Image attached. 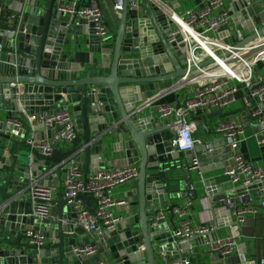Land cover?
Instances as JSON below:
<instances>
[{"label":"water","instance_id":"1","mask_svg":"<svg viewBox=\"0 0 264 264\" xmlns=\"http://www.w3.org/2000/svg\"><path fill=\"white\" fill-rule=\"evenodd\" d=\"M178 1L183 0H121V7L114 10L118 19L115 29L102 13L109 36L101 39L89 32L85 21L75 25L73 18L56 10L55 0H48L46 6L41 0H0V14L3 10L13 12L18 29L15 38L0 34V264H97L101 255H108L113 264H161L157 259L160 250L170 258L178 256L179 250L186 255L185 249L199 242L198 237L175 240L170 226L163 223L149 225L154 212L149 208L154 205L169 202L168 210L172 211L180 206L172 198H195V190L183 195H172L166 190L175 164L187 168L183 157L191 154L173 147L172 115L166 123L142 114L154 98L176 90L182 77L212 61L208 58L187 68L183 45L168 42L167 33L173 24L170 13L179 7ZM227 1L232 24L243 30L244 38L236 43L231 26L224 25L217 33L221 42L242 45L264 36V0ZM111 2L114 4L115 0ZM67 34L88 36L89 65L69 61L62 55ZM63 103L70 106L77 134L69 150L60 151L56 142L51 155L41 156L28 140H47L60 127L44 123L16 127L11 121L49 112L51 107ZM174 104L176 109L184 105L178 101ZM239 111L259 119L247 106ZM212 116L221 121L236 120L222 119L227 116L222 108L206 115L190 113L191 120L201 123L204 129L206 119ZM241 121L239 117L238 122ZM219 153L213 151L198 158L202 176L218 166L203 169L207 160H232L230 149L221 152L223 159ZM108 162L115 168L138 165L137 175L127 181L124 204L117 207L127 213L137 210V214L126 213L113 230L97 235L100 254L76 256L72 246L89 244V236L79 243L75 204L82 203L93 213V195L83 192L65 198L59 188L52 201L58 206L57 212L38 221L32 215L31 201L20 199V191L32 178L57 187L72 164H78L86 174L104 169ZM201 182L209 195L216 192L211 187L214 178H203ZM259 186L264 188V182L239 186L236 197L255 194ZM135 223L139 230L130 228ZM27 231L41 232L44 242H28ZM138 245L143 246V251L138 250ZM244 246H236L242 262ZM234 247L226 255L216 253V257L229 260Z\"/></svg>","mask_w":264,"mask_h":264},{"label":"built area","instance_id":"2","mask_svg":"<svg viewBox=\"0 0 264 264\" xmlns=\"http://www.w3.org/2000/svg\"><path fill=\"white\" fill-rule=\"evenodd\" d=\"M102 1L68 0L66 4H60L58 10L67 14L69 19L73 18L75 25H79L81 20L85 21L89 32L104 39L108 37V33L102 19ZM120 2L121 0H115L114 10L121 7ZM202 3V7L198 10L187 8L181 13L171 11L170 20L173 24L167 33L169 43L175 42L177 45H183L187 68L197 66L208 58L212 60L186 74L177 82L176 90L192 85L191 96L182 107L176 109L171 104L158 106L157 110L160 115L173 116L175 135L172 144L176 151L181 152L191 151L198 142L193 136L195 122L190 119V113L197 115L212 107L229 106L236 98L238 84H243L257 99L251 111L253 115L259 116L260 122H264V82L261 79H254L253 70V66L264 59V36L237 45L236 43L244 38V32L233 26L225 0H203ZM8 18L14 20V15H10ZM224 25L231 26V33L234 34L236 43L221 42L217 33ZM17 31V26L15 28L5 27L0 34L8 38H15ZM23 121L25 126L44 123L48 127H60L47 140H28L27 143L31 148L41 156L51 155L53 143L71 142L77 134L73 116L67 106H62L52 112L29 115ZM11 123L16 127L23 125L20 119H13ZM215 131L228 140V146L233 152L232 166L224 169V174L229 177L231 183L242 187L263 183L264 169L245 161L239 151V144L244 132L243 126L237 120L219 121L215 126ZM190 168H199L197 156L191 157ZM136 175L137 168L132 164L98 171L92 170L86 174L78 164H72L67 169L63 186L60 188L62 195L69 198L78 193H91L95 202L93 213L82 207L77 210L76 224L78 227L92 235L113 230L116 224L124 218V215L114 212V208L123 205L124 200L114 197L113 189ZM238 186H233L231 191L234 192ZM55 192V187L43 185L39 181L29 183L28 194L32 204V215L36 220L41 221L43 218L49 217L50 204L54 199ZM258 197V206L244 203L243 196L229 195L223 196L219 200L228 206L231 212V224L239 225L247 214H254L258 207L264 206V188L261 186L258 187ZM234 198H236L235 201H233ZM172 210L180 218L178 225L172 229V236L177 241L208 235L225 225L224 222H222L223 225L213 222L209 225L195 227L190 224L189 220L183 218L185 215L183 207L176 206ZM159 223L169 227L166 222L165 209L154 211L149 220L150 226ZM26 238L28 242L34 244L44 242V236L39 231H27ZM233 246H235V237L228 235L222 238L216 237L209 243V250L213 253L226 255L231 252ZM138 250L143 251V246L138 245ZM72 252L76 256H93L97 253V248L92 244H75L72 246ZM158 255L161 264H196L192 262L190 256L182 255L180 251L178 256L171 258L166 256L164 250H160ZM97 264L103 263L101 261ZM259 264H264V257L259 259Z\"/></svg>","mask_w":264,"mask_h":264},{"label":"crops","instance_id":"3","mask_svg":"<svg viewBox=\"0 0 264 264\" xmlns=\"http://www.w3.org/2000/svg\"><path fill=\"white\" fill-rule=\"evenodd\" d=\"M177 1V0H176ZM203 0H183L178 1L179 7L175 9L176 12L181 13L184 9L190 8L193 10H198L202 7ZM43 6L48 4V0H41ZM68 0H55L54 8L58 10V6L60 4H66ZM226 6L229 9V2L225 0ZM102 13L109 23L112 29H115L118 25V19L115 17V11L113 7V3L111 0H103L101 3ZM6 11L3 10L0 14V24L1 29L3 27H10L14 24L15 20H11L10 18H6L5 21H1V15ZM11 12V11H10ZM14 14V13H13ZM12 15V14H10ZM9 15V16H10ZM102 15L103 23L104 17ZM16 23V22H15ZM4 25V26H3ZM17 26V24H16ZM106 27V26H105ZM237 27V26H234ZM240 28V27H237ZM107 29V27H106ZM241 29V28H240ZM108 36L109 32L107 30ZM67 57L69 61L78 62L80 64L89 65V42L88 36L85 34H67L66 39L64 40L62 55ZM254 79H261L264 82V59L258 61L254 66ZM83 75V74H81ZM238 90L236 93V98L234 102H232L229 106L223 107L222 111L227 114V116L222 119H231L235 118L238 121V118L241 117V125L243 126V137L239 144V151L245 161L251 163L253 166L260 167L264 169V122H260L259 119L254 120L239 110L244 106L252 109L255 106L257 99L251 95V91L246 88L243 84H238ZM192 85H187L185 87L179 88L177 90L168 91L165 94L161 95L158 98H154L151 103L147 104V107L142 111L143 116H156L158 120H163L166 123L168 122V118L170 115L162 116L158 112V106L164 104H171L175 106V101H178L179 104L183 105L185 101L191 96ZM62 106L69 105L63 103L58 106L51 107L49 112L55 111ZM264 108V105H263ZM217 107H212L205 112L198 113V115H206L211 113L212 111H217ZM4 115V113H2ZM253 115V114H252ZM28 117V116H26ZM173 117V116H172ZM238 117V118H237ZM26 118H21L20 120H25ZM191 119V118H190ZM174 121V118H173ZM221 121L218 116H212L206 119V128L204 129L201 123H196L195 121V129L193 131V136L198 140L194 148L191 150V154L184 155L183 160L187 163V168L182 167L180 164H175V169L171 174L172 180L167 184V191H169L172 195L180 194L183 195L185 192L188 194H192L193 190H195V198L192 197H179L178 199H171V201H176L179 203L181 207L185 209L184 219L189 220L190 224L193 226H201V225H209L213 222H219L224 224L222 227L217 228L213 233L206 234L198 237L199 242H195L194 245H191L185 249V252L188 256H190L192 262L196 264H259V259L264 257V209L258 207L256 213H250L245 216V219L239 225L231 224V212L224 203H221L219 198L223 196L232 195L236 197L235 191H231L234 185L231 183L228 176L224 174V169L232 166L233 160H230L228 157L223 159L221 152L223 150L229 151L228 141L224 140L225 137L215 131L216 124ZM174 123V122H173ZM23 127L25 125H22ZM209 130V132H208ZM45 133V131L43 132ZM31 135V134H30ZM29 135V136H30ZM207 145V143H209ZM206 144V145H205ZM204 146L207 147L204 149ZM20 148V146H19ZM71 148V142L61 141L58 143V149L60 151H66ZM220 152V159H223L221 162H213V160L209 159L206 161V165L203 166V169L208 170L209 167L213 165L216 166L217 169L212 170L204 174L202 176L198 169L190 168V160L192 156H197L198 158L201 155L209 152ZM137 168L138 173V165L132 164ZM220 165L222 167H220ZM228 165V166H227ZM105 168H115L111 162H108ZM92 171V170H90ZM88 171V173L90 172ZM189 177V179H188ZM214 178V182L211 184L212 188L216 189V192L209 195L201 180L203 178ZM39 178H32L31 181H38ZM64 176L61 177L58 181V186L56 188V192L54 194V199H56L59 188L63 186ZM220 186V188H218ZM249 186V185H248ZM239 187V186H238ZM242 187V186H240ZM129 188V182H125L121 185L116 186L113 189L114 197L123 198V193L126 189ZM22 196L20 199L25 201L30 200L28 194V185L23 186L20 191ZM243 196V195H242ZM245 196V195H244ZM243 196V197H244ZM238 201V200H237ZM244 203H248L251 205H259V197L258 192L255 194H248L243 198ZM95 202L90 201V206L94 207ZM169 202H162L157 205H154L152 208H149V211H156L159 209H165L166 212V222L170 226L172 230L174 226H177L180 218L179 216L172 211L168 210ZM85 208L82 203L77 202L75 204V209ZM151 209V210H150ZM58 210V206L51 202L50 204V214L49 217L55 215ZM115 213H119L122 215H126L127 211H120L117 207L114 208ZM127 214L135 215L137 214V210H133L128 212ZM173 215V217H172ZM231 224V225H230ZM131 229L139 230L138 223L133 224ZM78 231V241L82 242V238L85 236H89V244L94 245L97 248V253L100 254L99 248L97 246V235L88 234L82 231L79 227L76 229ZM233 235L235 237V247L234 254L231 255L229 260L224 261L216 257V253H213L209 250V243L213 241L216 237L222 238L225 236ZM197 238V237H196ZM26 241V239L24 240ZM244 244L245 253H244V261H239L238 253H237V245ZM178 249V248H177ZM181 252V250H179ZM158 257V256H157ZM103 264H113L110 261V257L108 255H101ZM70 264V263H67Z\"/></svg>","mask_w":264,"mask_h":264},{"label":"trees","instance_id":"4","mask_svg":"<svg viewBox=\"0 0 264 264\" xmlns=\"http://www.w3.org/2000/svg\"><path fill=\"white\" fill-rule=\"evenodd\" d=\"M10 14H13V12H10V11H6L5 13H3L2 15H1V21H5L6 20V18L10 15ZM1 25V24H0ZM4 26V25H3ZM6 27V26H5ZM5 27H3V28H5ZM11 28H15L16 27V23L14 22V24L12 25V26H10ZM21 123L24 125L25 123H24V121L23 120H21Z\"/></svg>","mask_w":264,"mask_h":264},{"label":"rangeland","instance_id":"5","mask_svg":"<svg viewBox=\"0 0 264 264\" xmlns=\"http://www.w3.org/2000/svg\"><path fill=\"white\" fill-rule=\"evenodd\" d=\"M157 259H159V260H160V258H159V255H158Z\"/></svg>","mask_w":264,"mask_h":264}]
</instances>
